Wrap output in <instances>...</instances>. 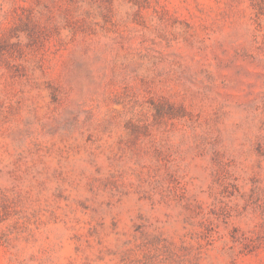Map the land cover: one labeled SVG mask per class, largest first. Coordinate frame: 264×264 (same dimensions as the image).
Returning <instances> with one entry per match:
<instances>
[{
    "label": "rangeland",
    "instance_id": "obj_1",
    "mask_svg": "<svg viewBox=\"0 0 264 264\" xmlns=\"http://www.w3.org/2000/svg\"><path fill=\"white\" fill-rule=\"evenodd\" d=\"M0 264H264V0H0Z\"/></svg>",
    "mask_w": 264,
    "mask_h": 264
}]
</instances>
